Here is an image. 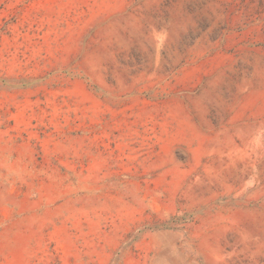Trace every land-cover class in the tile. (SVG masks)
Here are the masks:
<instances>
[{
    "label": "rangeland",
    "instance_id": "374dc122",
    "mask_svg": "<svg viewBox=\"0 0 264 264\" xmlns=\"http://www.w3.org/2000/svg\"><path fill=\"white\" fill-rule=\"evenodd\" d=\"M0 264H264V0H0Z\"/></svg>",
    "mask_w": 264,
    "mask_h": 264
}]
</instances>
